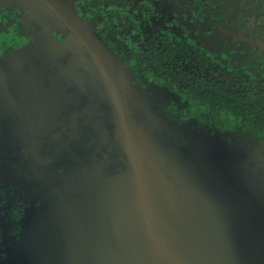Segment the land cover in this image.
<instances>
[{
    "label": "water",
    "instance_id": "95a60500",
    "mask_svg": "<svg viewBox=\"0 0 264 264\" xmlns=\"http://www.w3.org/2000/svg\"><path fill=\"white\" fill-rule=\"evenodd\" d=\"M54 6L73 63L106 107H94L86 130L73 117V182L50 191L5 264H264V163L255 160L264 149L189 131L144 102L137 114L125 64L75 13ZM172 130L192 139L179 145Z\"/></svg>",
    "mask_w": 264,
    "mask_h": 264
},
{
    "label": "flooded vegetation",
    "instance_id": "af4514ba",
    "mask_svg": "<svg viewBox=\"0 0 264 264\" xmlns=\"http://www.w3.org/2000/svg\"><path fill=\"white\" fill-rule=\"evenodd\" d=\"M50 1L0 0V59L47 48L55 72L63 70L66 83L73 80L68 97L54 105L55 115L39 121L21 146L7 147L0 106V264L50 191L65 179L73 182V149L80 143L73 117L85 118L80 129L86 130L97 115L94 107H106L104 100L96 103L90 75L75 57L57 50L67 26L54 3L75 13L129 66L137 114L145 103L189 131L264 143V0ZM22 110L15 115L24 117ZM167 137L184 145L192 139Z\"/></svg>",
    "mask_w": 264,
    "mask_h": 264
},
{
    "label": "rangeland",
    "instance_id": "374dc122",
    "mask_svg": "<svg viewBox=\"0 0 264 264\" xmlns=\"http://www.w3.org/2000/svg\"><path fill=\"white\" fill-rule=\"evenodd\" d=\"M62 74L58 68L55 72L52 54L42 47L0 65V106L5 114L1 133L7 147L21 146L39 121L55 115L54 105L68 97L66 87L73 84V80L66 83L60 78ZM21 108L24 117L15 115ZM255 160L264 163V155H256Z\"/></svg>",
    "mask_w": 264,
    "mask_h": 264
},
{
    "label": "trees",
    "instance_id": "16d2710c",
    "mask_svg": "<svg viewBox=\"0 0 264 264\" xmlns=\"http://www.w3.org/2000/svg\"><path fill=\"white\" fill-rule=\"evenodd\" d=\"M205 1V0H204ZM233 1V0H232ZM228 10V6L226 7V9H225V11H227ZM63 27V26H62ZM69 33V29L68 28H66V30H64V39H63V41L61 42V43H57L56 44V48H57V50L58 49H60L58 52H63L62 54L64 55H73L75 58H77V56H76V53L72 50V48L70 47V45L68 44V42H67V39H66V36H67V34ZM96 33V32H95ZM97 34V33H96ZM98 35V34H97ZM99 36V35H98ZM100 37V36H99ZM17 52H23V49H19ZM17 52H15V51H12V52H9V53H7V54H5L1 59H0V63L1 62H4V63H6L7 61H11V60H13L14 59V54H16ZM116 55V54H115ZM117 56V55H116ZM118 57V56H117ZM119 58V57H118ZM120 59V58H119ZM77 60V59H76ZM121 60V59H120ZM122 62H123V60H121ZM124 64H125V62H123ZM76 64H77V67L78 68H80L81 67V63L78 61V62H76ZM125 66L127 67V72L129 71V66H127V64H125ZM170 120V119H169ZM170 121H172V120H170ZM173 122V121H172ZM174 123H176V124H178V125H182L183 124V122H174ZM199 123V122H198ZM192 124H194V126H197L198 124H197V122L196 123H192ZM184 127H186L185 125H183ZM200 130V129H199ZM209 130V129H208ZM212 129H210V131H211ZM200 131H202V130H200ZM169 133H175L177 136H178V138H180V139H182V140H184V138L186 137V134L185 133H183V132H176L175 130H172V131H170V132H168V134ZM213 134H216V135H218L219 137H221V138H223L224 139V137H222L221 135H219L218 133H214V132H212V135ZM180 135V136H179ZM207 135H210V134H207ZM172 140V139H171ZM173 141V140H172ZM227 141V140H226ZM173 142H175V143H177L176 141H173ZM227 142H229V143H231V144H235V145H237V146H240V147H244V148H246V149H249V150H253L254 148H262V149H264V143H260V144H254V145H249L248 143H238V142H233V141H227ZM177 144H179V143H177ZM179 145H182V146H185L184 145V143H182V144H179Z\"/></svg>",
    "mask_w": 264,
    "mask_h": 264
}]
</instances>
